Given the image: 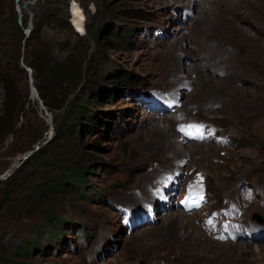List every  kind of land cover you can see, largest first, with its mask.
Masks as SVG:
<instances>
[{
	"label": "rangeland",
	"instance_id": "374dc122",
	"mask_svg": "<svg viewBox=\"0 0 264 264\" xmlns=\"http://www.w3.org/2000/svg\"><path fill=\"white\" fill-rule=\"evenodd\" d=\"M72 3L85 17L83 33L72 27ZM11 10L21 37L18 56L17 42L8 34ZM36 22L42 24L33 37ZM141 27L163 28L170 37L158 40L154 32L141 33ZM73 48L83 51V88L66 99L55 95L57 108L49 110L38 92L32 93L26 71L32 69L24 57L29 61L32 49H45L60 61L70 58ZM15 59L24 74L14 67L11 78L26 105L0 144V181L6 182L0 184V264H9L2 259L85 264L83 253L98 250L105 239L111 244L108 235L114 231L121 234L118 249L101 264H264V239L209 240L195 224L198 214L181 209L157 214L156 225L126 234L115 211L128 204L139 209L165 174L177 171L183 174L181 184L203 172L211 204L224 193L235 197L238 182L264 184V0H0V67ZM144 87L133 93L158 99L152 113L146 101L125 97L128 89ZM3 94L0 83V115ZM175 98L170 109H176L162 112ZM188 122L205 130L209 124L218 127L234 147L196 141L187 135L191 128H178ZM63 132L70 134L67 142L58 139ZM48 152L54 164L42 167L41 157ZM76 169L85 197L76 187L70 193L49 192L35 204V185L46 186L47 175L61 179L64 171ZM23 172L35 176L24 184ZM12 180L22 187L7 201L1 188ZM173 185L177 193L172 192L171 201L182 202L181 190ZM257 213L264 215V201L240 214L245 223H253ZM44 215L58 216L63 227L70 221L86 226L89 247L71 254L68 241L66 251L55 256L31 249L19 256L18 251L54 235ZM178 215L184 218L177 223Z\"/></svg>",
	"mask_w": 264,
	"mask_h": 264
},
{
	"label": "trees",
	"instance_id": "16d2710c",
	"mask_svg": "<svg viewBox=\"0 0 264 264\" xmlns=\"http://www.w3.org/2000/svg\"><path fill=\"white\" fill-rule=\"evenodd\" d=\"M12 15V30L8 34H11L14 37L13 41L17 42L16 46V56H18L19 52V41L21 40V37L18 36L17 34V22H16V17H15V12L11 10ZM45 18V17H44ZM48 18V17H47ZM24 26H26V22H23ZM42 22H36L33 26V29L31 30L32 36L33 33H36L37 30L39 31L40 26ZM72 34H74V31L71 29L70 30ZM11 37V36H10ZM34 37V36H33ZM79 38V37H78ZM80 39V38H79ZM26 46V44H25ZM75 52V53H74ZM83 51H76V48H73L71 51L70 58H65L63 60H58L57 58L51 57L50 53H48L47 50L41 49H32V51L29 54L30 60L27 61L25 59V65L32 69L31 77L33 78V83L34 86L38 92L39 97L43 100V103L48 107L49 110H54L57 108L56 103L54 102V96L58 95L60 97H63V99H66L70 95H76L83 87V82H84V60L82 58ZM73 55L79 56L80 59H75ZM3 58H1V63H2ZM19 69L21 73L24 70L20 68V65L18 63V59L13 60L12 62H3V64L0 67V83H3L4 86V94L3 98H5L3 104H2V109H1V115H0V144L4 141L5 136L7 135L8 131L12 128L13 124L17 121V115L23 110L25 107L26 103V98L21 96L20 91L17 89L16 84L11 78V73L13 72V68ZM12 71V72H11ZM26 75V74H25ZM22 97V98H21ZM73 121V120H72ZM68 135L66 133H62L58 139L63 140L67 142ZM38 138L34 139L33 141H36ZM52 156L51 153H46L43 154L41 158L43 160L39 165L42 167L49 166L51 167L54 163L52 160L49 159V157ZM50 160V161H48ZM24 177H23V182L26 184L28 182L27 178H31L34 175V173H25L23 172ZM63 178L61 179H53L49 175H47L46 186L42 185H35L33 189L34 193H38V195L34 197V202L36 204V199L41 201L45 195H48L49 192H72L76 187L79 189V193L85 197V183L82 181L81 174L79 170H66L64 173L61 174ZM65 179L68 181L66 182ZM0 184H4L6 182L0 181ZM11 186L10 187H2V193L3 197L8 201V197L12 194L15 193V190L17 191L18 188L22 187V184H16L14 180L11 181ZM31 189V190H32ZM18 197V196H17ZM24 199V198H22ZM5 201V202H7ZM4 205H1L0 203V209ZM38 212V211H37ZM39 213V212H38ZM44 218L46 221L49 223L53 224V229L55 233L58 235L57 232L59 231L65 223H63V220L58 218V216L53 217L44 215ZM52 241H57L58 236L55 237L54 235L52 236ZM30 247V248H29ZM41 247V241L37 240L32 243L31 245H28L25 247V252H17L19 256H26V253L30 252L29 249H31V252H38L39 248ZM4 249V244L2 241V238H0V253ZM6 263H10V261H6L2 259Z\"/></svg>",
	"mask_w": 264,
	"mask_h": 264
},
{
	"label": "bare ground",
	"instance_id": "6f19581e",
	"mask_svg": "<svg viewBox=\"0 0 264 264\" xmlns=\"http://www.w3.org/2000/svg\"><path fill=\"white\" fill-rule=\"evenodd\" d=\"M21 13V12H20ZM69 14L72 18V27H74V31L77 33H83L84 32V20L85 17L81 11V9L78 7L76 3H72V6L70 8ZM173 174V173H172ZM172 176L171 174H169ZM184 216L178 215L175 219H173L175 222H179L183 220Z\"/></svg>",
	"mask_w": 264,
	"mask_h": 264
},
{
	"label": "clouds",
	"instance_id": "9594fccd",
	"mask_svg": "<svg viewBox=\"0 0 264 264\" xmlns=\"http://www.w3.org/2000/svg\"><path fill=\"white\" fill-rule=\"evenodd\" d=\"M176 209H180V208H175V209H173V210H176ZM173 210H171V211H173ZM182 210V209H181ZM167 212H170V211H167ZM184 212V211H183ZM166 213V212H165ZM165 213H158V215H162V214H165ZM211 214V211H209V212H207V213H203V216H205V217H208V216H211L210 215ZM193 215V214H192ZM199 216H200V214H198ZM199 216L197 217V218H199ZM158 217V216H157ZM156 220H158V219H156ZM196 221V220H195ZM158 222V221H157ZM157 222L155 223V224H153V225H146V226H154V225H156L157 224ZM197 226V225H196ZM145 227V226H144ZM198 227V226H197ZM199 228V227H198ZM209 240H213V241H215V242H218V243H220V242H222V243H224V242H230V241H222V240H220V241H218V240H215V239H212V238H208ZM246 241H250V242H257V241H251V240H246ZM237 242H240V241H237ZM230 243H236V242H230Z\"/></svg>",
	"mask_w": 264,
	"mask_h": 264
},
{
	"label": "water",
	"instance_id": "95a60500",
	"mask_svg": "<svg viewBox=\"0 0 264 264\" xmlns=\"http://www.w3.org/2000/svg\"><path fill=\"white\" fill-rule=\"evenodd\" d=\"M19 23H21V20H19ZM25 31V35H27L28 34V30H24ZM26 71H27V73H28V77H29V79H30V88H31V90H32V93L35 95V96H37V91H36V89H35V87L33 86V78L31 77V72H30V70H28V69H26Z\"/></svg>",
	"mask_w": 264,
	"mask_h": 264
}]
</instances>
